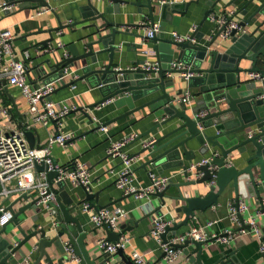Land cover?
Instances as JSON below:
<instances>
[{
  "label": "water",
  "instance_id": "obj_1",
  "mask_svg": "<svg viewBox=\"0 0 264 264\" xmlns=\"http://www.w3.org/2000/svg\"><path fill=\"white\" fill-rule=\"evenodd\" d=\"M4 1L16 4L20 10H35L39 7L51 9V0ZM199 2L200 0H84L78 6L80 18L68 24H62L57 19V26L45 30L49 36L41 44L47 46L51 43L54 31L83 24L82 28L88 31L84 39H90L86 42L87 50L79 53L74 45L69 56L59 58L55 55L53 62L51 59L45 60L48 71L42 63L30 67L43 83L60 80L61 87H68L80 79L90 81L100 95L90 107L108 100H112L117 107H128L115 120L149 107V115L154 118L151 126L132 140L154 138L146 146L142 143L139 154L148 157L143 167L152 165L164 168L175 165L180 167L184 178L178 183H172L171 179L166 187L174 185L178 188V195L172 199L180 202L174 211L182 212L183 218L173 221L172 214H163L160 206L154 210L171 221L161 235L163 241L176 234L180 227L186 226L195 211H205L217 204L220 196L229 190L233 193L235 205H238L239 200L254 199L256 203H260L264 212V80H261L264 76V0H204L207 8L189 38L176 41L168 37L167 25L178 24L179 16L185 15L191 4L197 5ZM128 6L136 8V13L140 15L145 8L149 21L135 22L132 13H128L127 20H121L120 15L126 13L125 8ZM230 6H235L236 9L228 20L236 15L243 16L239 20L243 31L237 35L236 30L232 29L230 36L222 39L220 34L225 25H215L210 36L205 38L201 27L206 21H210L209 13L213 12L218 17V7L227 10ZM156 15L159 18V31L150 39L156 67L146 68L145 60H139L135 67L114 66V55L120 49L116 43L117 36L144 37L142 34L130 33L129 27H150L155 22ZM249 24H253V27L247 28ZM96 46L101 48L96 49ZM101 53H108L107 63L92 67ZM86 59L89 63L84 64L82 61ZM76 62L82 64L81 76L65 82L64 69L74 67ZM172 62L180 64V67H172ZM250 73L259 74V78H243ZM178 77L185 80L186 88L169 90L176 86ZM193 88L197 89L195 96H200L198 102L202 106L188 111L187 103L179 101V97L183 96L186 89ZM155 93L158 94L145 103L134 105L137 99ZM4 95L15 107L14 100L8 93L7 80L1 78L0 96L3 101ZM203 108L208 113L198 117L197 113ZM78 110L90 118L83 107ZM27 123L28 119L22 120L17 124V129L23 131L30 147L38 148L40 138L36 127L24 126ZM170 126L169 130L159 136L153 135ZM210 148H214L217 155H212L206 164L198 166L196 171L201 176L192 178L187 170L188 164L195 159L196 153L203 155ZM167 161L170 164H165ZM240 162H244L242 167L237 166ZM52 164H56L54 159ZM210 166L215 169L210 170ZM34 169L36 172L46 171L45 192L40 194L37 189L13 191L5 197L4 201L10 200L8 205L0 210V264H26L27 257L33 254L36 256L31 264H113L110 257L93 256L85 246L95 228H83L77 211L79 203H74L66 190V179H58L59 171L54 168L48 170L43 163H34ZM211 179L214 184L207 185ZM204 183L207 190L202 196L185 195L184 188ZM81 187L86 200L94 199L95 203L91 204L94 209L107 207L97 204L99 192H91V186L88 189ZM165 190L153 194L161 198L162 205L165 203ZM51 194L54 199L50 198ZM43 197L48 198L37 204ZM21 201L25 203L17 206ZM29 209L34 213L31 218L34 223L31 230L27 231L20 224V216ZM5 212L10 213L6 220L3 219ZM239 217L243 219V216ZM11 224L13 228H10ZM104 228L106 239L112 242L118 241L125 231H115L107 226ZM242 228L248 229V226L243 224ZM262 231L264 233V228ZM210 242L186 239L183 243L175 244V247L182 249L190 264H204L201 255L204 246ZM67 247L73 249L72 254L78 257L77 261L67 251ZM116 254L121 257V264H133L130 257L124 255L123 249L119 248ZM230 254L232 256L233 252ZM226 263L221 258L213 264Z\"/></svg>",
  "mask_w": 264,
  "mask_h": 264
},
{
  "label": "crops",
  "instance_id": "obj_2",
  "mask_svg": "<svg viewBox=\"0 0 264 264\" xmlns=\"http://www.w3.org/2000/svg\"><path fill=\"white\" fill-rule=\"evenodd\" d=\"M225 1L227 0H224V2ZM50 3L51 9L48 11H42V7L35 10H20L16 6L14 10L0 15V29L8 28L12 34L11 45L13 57L17 60H25L28 67V77L36 84H43V81L37 77L38 74L33 73L32 70H30V67L42 63L48 71L45 60L51 59V62H53L55 55L61 58L63 57L64 52H67L69 56L74 45H76L79 53H83L87 50L86 42L90 40L89 38L84 39V36L88 31L82 28L83 24L75 27H66L52 32L53 41L48 43L47 46H51L53 49L45 51L44 49L47 46H42L41 44V41L49 36L45 30L57 26V19H59L62 24H68L75 19H79L78 6L83 4L84 0H51ZM206 8L207 6L204 5V0H200L197 5L191 4L188 12L183 16H179L178 24L167 25L166 35L171 38L168 33L171 30L176 31L178 34L190 35L193 32L191 29L192 25L197 26ZM230 9L234 11L236 7L230 6L227 10ZM217 10L222 13L226 9L224 10L221 7H218ZM125 11L126 13L120 15V19L123 21L128 19V13L133 14L135 22L140 23L149 21L146 16L145 8L142 9V15L137 14L136 8L132 6L125 8ZM242 17L243 16L241 15H236L233 19L239 21ZM158 19L159 18L156 15L155 22H158ZM215 25L216 23L211 20L206 21L203 24L201 31L205 33V38L210 36ZM249 27L252 28L253 24H249L247 28ZM147 28L148 27H129V32L142 34L144 36ZM143 39L144 37H138L136 35L117 36L116 43L119 45L120 49L114 55V66L117 68L135 67L139 60L154 62L155 53L152 57L143 53V49L146 46L152 47V42L146 40L144 42ZM58 42L63 44L62 48L56 46ZM99 48L101 47L96 46V49ZM107 61L108 53L98 54V61L95 65H92V67L103 66ZM82 62L87 64L89 63V60L86 59ZM81 65V62H76L74 67H68V71L65 73L64 77L65 82L77 79L81 76ZM243 78L249 79L247 74H245ZM176 81V86L169 90L174 91L177 88H186V82L184 79L178 77L176 78ZM51 83L54 86V91L50 95L53 102H64L69 106L76 107V110L70 111L63 119V129L66 132H72L74 136L65 146L53 144L51 146V155L58 165L65 167L66 169L72 168L76 161L85 163L91 171V192H99L97 204L107 205V207L110 208L120 206L128 212L126 216L118 219L117 229L115 230L121 231L125 229L124 233L121 235L130 238L129 245L124 249V255L130 257V252L134 249L142 253L151 264H190L188 256L183 254V252L175 261L167 263L163 258V252L157 240L150 234V229L153 226L154 220L159 216L157 212H154L158 206H160L163 214L171 213L173 221H179L183 218L182 212L178 213L174 211L175 207L180 204L179 201L172 199V197L178 195V188L174 185H170L166 188L165 197L163 198L165 203L162 205V200L158 196L150 195L147 199L136 200L132 195H124L121 190L114 186L115 173L120 167V161L109 157L107 154L110 139H120L131 133L137 135L149 128L154 119L152 115H149V107L131 113L130 115H127L126 118L115 120L118 115L127 111L128 107L125 105L117 107L113 104L112 100L90 107V104L96 102L100 98L99 92L96 88L92 87L90 81L80 79L68 87H61L60 80H55ZM7 87L10 97L14 100L15 107L6 95H4V101L0 96V128L4 132L18 130L17 124L22 120L28 119V123L24 126H35L40 138V146L44 145L49 136L55 131L54 122L42 125L41 123L32 121L28 114L27 100L21 90L10 84H7ZM186 90L190 93L189 103H187L188 111H191L196 107H201V102H198L200 96H195L197 89L193 88ZM157 94L158 93L139 98L134 102V105L139 106ZM80 107H83L84 111L90 117H96L99 122L107 126V132L101 131L96 124L92 123L91 118L78 110ZM2 109H7L8 116H5L2 113ZM170 128L171 126L166 127L164 128L165 130L153 133V135L157 137ZM143 142L144 141L140 140L131 141L124 147V150L130 155H137L142 148ZM194 147L196 148V146ZM213 152H216V150L210 148L203 155L196 153L193 161L209 157ZM137 157L138 160L133 166V171L135 177L134 183L138 186H146L149 184V171L171 176L172 183H178L184 180L180 167L168 165L163 168L149 165L147 168L143 167V163L148 160V157H146L145 154H139ZM186 163L188 164L189 161H186ZM165 164L170 163L167 161ZM243 165L244 162H240L237 166L242 167ZM36 173L37 172L34 169L33 172H30V175L36 176ZM26 177L28 179L31 178V176ZM66 181V190L71 195L74 203H79L77 211L83 228L85 230L93 228L90 222V215L82 209L81 204L84 201L93 204L95 203L94 199L86 200L85 192L80 185H74L69 180ZM205 183L184 188L185 195L202 196L207 190ZM5 187L9 193L13 192L19 187V182L12 181L6 183ZM1 190L2 186L0 185V192ZM5 197V195L0 194V207H5L10 202V200L4 201ZM233 200L234 198L231 190L225 192L220 196L217 204L212 205L205 211H195L194 216L189 219L188 224L180 227L177 233L184 232L192 225H202L207 221H212L213 224L207 228L208 232L220 234L227 228L232 230L233 236L227 244L212 240L205 245L201 255L204 264H213L221 258H224V261L227 262L226 264H264V255L258 250L260 239L250 232L240 233L239 229L241 227H238L237 224L231 222L228 217V204ZM248 201L252 204L251 211L255 212V208L253 207L256 203L255 200L248 199ZM24 203V201H21L17 206ZM142 203H145L143 207L140 206ZM33 216L34 213L30 209L20 216V224L27 231L31 230L34 223L31 219ZM36 222L40 223V221ZM129 222H131V224ZM258 225L264 235L262 231V228H264V215L258 218ZM10 228H13L12 224L10 225ZM101 237L106 238L105 228L98 227L95 228L94 233L92 235L90 234L85 242V246L93 256L103 255L97 247V240ZM23 250H25V248H23ZM232 252L233 255L231 256L230 253ZM18 256V253H16V257ZM35 256L36 255L33 254L30 255V257H27L26 260L28 261V264L32 263ZM105 257H110V262L113 264H121L122 262L121 257L117 254ZM228 259L229 261H227Z\"/></svg>",
  "mask_w": 264,
  "mask_h": 264
},
{
  "label": "built area",
  "instance_id": "obj_3",
  "mask_svg": "<svg viewBox=\"0 0 264 264\" xmlns=\"http://www.w3.org/2000/svg\"><path fill=\"white\" fill-rule=\"evenodd\" d=\"M184 1V0H180ZM16 4L8 3L4 0H0V15L4 12H10L16 8ZM42 11H48L49 8L43 7ZM216 14L211 12L208 17L211 21L215 22L217 26L225 25L224 30L220 36L222 39H227L230 36L232 29L236 30V34L239 35L243 29L239 26V21L235 19L228 20V17L234 14L233 10H225L222 13ZM196 25H192L191 29L194 31ZM159 31V23L154 22L152 26L147 28L144 35V42L150 41V39ZM170 36L176 41H185L189 38V35L178 34L176 31L171 30L168 32ZM12 34L8 28L0 29V79L6 78L7 84L18 87L28 104V114L34 122L47 125L50 122H54L55 131L49 136L47 142L38 147H30L25 135L22 130H11L4 132L0 128V185L2 190L1 195L7 196L12 192H8L5 187L6 183L12 181H18L19 187L15 191H26L30 189H37L40 194L45 192V178L46 171H40L36 173V176L30 175V172L34 170V163H43L47 165L48 170L52 168L59 171L60 175L58 179L69 180L74 185H80L89 188L91 183V171L89 167L83 162H74V165L70 169H66L58 165L57 163L53 166V157L51 155V146L58 144L65 146L74 136L72 132H66L63 128L64 117L72 110H76L75 106H69L66 103H55L51 100L50 95L54 91L52 83L36 84L33 83L28 77L27 64L25 60H17L12 54ZM57 47L62 48L63 44L58 42ZM44 49V48H43ZM53 47L47 46L44 50H52ZM143 53L147 56H154V50L152 47L146 46L143 49ZM64 57H67V52H64ZM177 64L171 63L174 67ZM146 68L156 67V62L148 61L144 65ZM180 67V64L177 65ZM68 68L64 69L66 73ZM187 77L186 75H183ZM76 77V76H74ZM249 78H259V74L250 73ZM264 80V76L261 78ZM190 93L185 91L183 96L179 97V101L189 103ZM100 105V104H99ZM2 113L8 116L7 109H2ZM208 113V110L202 109L197 113L198 117H203ZM91 122L96 124L98 128L107 132V126L103 125L96 117H90ZM163 119V118H162ZM136 134H128L120 139H110L109 146L107 148V154L109 157L118 159L120 161V167L115 173L114 186L122 191L124 195H132L136 200L147 199L154 193L161 192L166 189L167 185L171 180V176L157 174L155 172H148L149 184L146 186H138L134 183V171L133 166L137 162V155H130L124 147L130 143ZM154 141L153 137L145 140L143 146H146ZM218 152H213L209 157L201 158L197 161H192L188 164L187 170L190 172L192 178H198L201 173L196 171V168L200 165L206 164L212 155H217ZM210 170H214L213 166L209 167ZM26 176H31L28 179ZM208 184H214V180L211 179ZM48 197H43L37 204L45 202ZM51 199H54V195L51 194ZM145 203L140 206L143 207ZM82 209L89 213L90 222L93 228L107 226L112 230L117 229V222L120 217H124L128 212L120 206L115 207H103L99 209H93L90 202L84 201L81 204ZM255 212L251 211L252 204L245 200H239L238 205L234 204V200L228 204V217L231 222L241 227L240 233L250 232L260 239L258 250L264 254V235L261 232V228L258 225V218L264 215L262 206L260 203H255ZM3 206L0 210H3ZM239 215L243 216L241 220ZM10 217L9 212H5L3 219L6 220ZM171 224V221H167L163 216H158L150 229L151 236L157 240L162 252L163 258L167 263L175 261L182 253L181 248L175 247V244L183 243L186 239H193L196 241L214 240L223 244L229 243L233 236V232L230 229H224L220 234L211 233L207 231L213 222L207 221L205 224H197L190 226L187 230L181 233L170 235L167 241H163L161 235L165 232L167 225ZM246 224L248 229L242 228V225ZM130 242V238L125 235H120L118 241L112 242L107 240L105 237H101L97 240V247L104 256H112L116 254L119 248L125 249ZM69 253H73L71 247L66 248ZM73 259L76 261L78 257L72 254ZM130 259L133 264H151L145 256L132 249L130 252ZM26 264L28 261L26 260Z\"/></svg>",
  "mask_w": 264,
  "mask_h": 264
}]
</instances>
